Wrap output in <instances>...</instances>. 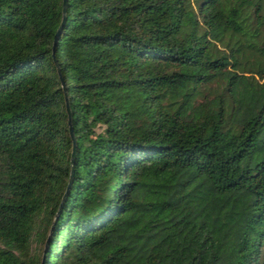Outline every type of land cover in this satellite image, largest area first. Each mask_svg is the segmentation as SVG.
<instances>
[{"label":"trees","instance_id":"1","mask_svg":"<svg viewBox=\"0 0 264 264\" xmlns=\"http://www.w3.org/2000/svg\"><path fill=\"white\" fill-rule=\"evenodd\" d=\"M62 11L0 0V264H264V0Z\"/></svg>","mask_w":264,"mask_h":264},{"label":"water","instance_id":"2","mask_svg":"<svg viewBox=\"0 0 264 264\" xmlns=\"http://www.w3.org/2000/svg\"><path fill=\"white\" fill-rule=\"evenodd\" d=\"M63 18H62V22H61V25L59 26V29L55 35V40H54V46H53V49H54V54H55V47H56V44H57V41H58V38H59V35L62 31V28H63V25L66 21V14H67V0H63ZM60 78H61V81H62V86H63V89L65 91V93H67V89H66V85H65V82L62 78V76L60 75ZM67 105H68V113H69V119H70V131H71V134L72 136L74 137V130H73V127H72V123H71V112H70V107H69V104H68V99H67ZM74 140H75V137H74ZM75 158H76V147L74 148L73 150V154H72V170H71V177H70V181H69V185H68V188H67V191L62 199V202H61V205H60V209L57 213V216H56V220L58 218V214L63 206V203L65 202L66 198H67V195H68V192H69V189H70V186H71V183H72V178H73V174H74V165H75Z\"/></svg>","mask_w":264,"mask_h":264}]
</instances>
